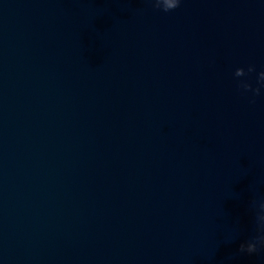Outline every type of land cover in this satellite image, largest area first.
I'll list each match as a JSON object with an SVG mask.
<instances>
[{
	"label": "water",
	"instance_id": "95a60500",
	"mask_svg": "<svg viewBox=\"0 0 264 264\" xmlns=\"http://www.w3.org/2000/svg\"><path fill=\"white\" fill-rule=\"evenodd\" d=\"M250 65L264 0H0V264H264Z\"/></svg>",
	"mask_w": 264,
	"mask_h": 264
},
{
	"label": "clouds",
	"instance_id": "9594fccd",
	"mask_svg": "<svg viewBox=\"0 0 264 264\" xmlns=\"http://www.w3.org/2000/svg\"><path fill=\"white\" fill-rule=\"evenodd\" d=\"M147 2L153 6L154 10L169 13L178 9L183 0H147ZM254 73H256L254 65L248 66L247 71L243 67L237 68L234 73V76L239 80L238 89L241 91V94L246 95L251 93L250 102L253 104L256 102L255 97L260 96L262 89H264V71L257 74V87H253L251 83L240 78L250 76ZM251 203L255 204V200H252ZM259 208L260 213L256 216L257 231L259 234L240 245V254L255 255L264 252V203H260Z\"/></svg>",
	"mask_w": 264,
	"mask_h": 264
}]
</instances>
